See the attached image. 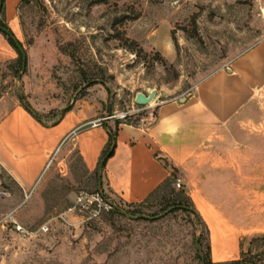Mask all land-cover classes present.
Wrapping results in <instances>:
<instances>
[{
	"label": "rangeland",
	"instance_id": "1",
	"mask_svg": "<svg viewBox=\"0 0 264 264\" xmlns=\"http://www.w3.org/2000/svg\"><path fill=\"white\" fill-rule=\"evenodd\" d=\"M15 16L26 68L18 80V54L0 41V98L43 123L90 94L106 100L107 118L128 113L138 93L154 92L155 104L187 96L264 41V0H20ZM146 112L136 105L120 121ZM218 143L219 208L239 233L230 260L214 261L206 225L159 196L129 208L99 189L73 151L25 196L0 170V264H198L201 235L213 264H264V72Z\"/></svg>",
	"mask_w": 264,
	"mask_h": 264
},
{
	"label": "crops",
	"instance_id": "2",
	"mask_svg": "<svg viewBox=\"0 0 264 264\" xmlns=\"http://www.w3.org/2000/svg\"><path fill=\"white\" fill-rule=\"evenodd\" d=\"M19 3L4 0V20L14 37ZM0 34V41L9 45ZM263 72L264 41L202 81L192 94L155 104V121L150 125L116 124V119L105 116L106 100L101 97L97 102L91 94L53 123H43L27 105L4 96L0 98V170L24 196L39 188L51 164L63 170L65 157L73 151L85 170L95 173L114 131V149L101 170L102 186L123 204H140L175 173L209 231L213 260L226 262L235 255L239 233L219 208L218 199L227 191L210 166L226 122L238 113ZM135 106L131 104L128 114L135 112ZM110 111L108 106L107 114Z\"/></svg>",
	"mask_w": 264,
	"mask_h": 264
},
{
	"label": "trees",
	"instance_id": "3",
	"mask_svg": "<svg viewBox=\"0 0 264 264\" xmlns=\"http://www.w3.org/2000/svg\"><path fill=\"white\" fill-rule=\"evenodd\" d=\"M0 16H1L0 26L3 27L4 29L8 30L9 33L12 34L10 32L9 28L7 27L5 21H4V0H0ZM2 35L7 38V41L9 43V45L18 54L17 64H18V66H20L21 65V56H20L19 51L15 47L14 43L5 34L2 33ZM139 107H142V106H139ZM119 123L133 124V123H130V122H127V121L117 120L116 124H119ZM115 135H116V132L110 131V136H109V139H108V143H107V145H106V147H105L104 151L102 152V155H101V157L99 159V166L98 167H100V181H101V170L103 169L106 160L112 155V152H113V149H114ZM95 175H96L97 180H99L98 172H95ZM175 176H176V174L172 172L170 177L167 178L164 181V183H162V185L160 187H158V189H156V191H154V193H152L143 203H140V204H125V205H127V207H129V208H132V207H134V208L138 207L139 208L142 204L146 203L147 201L151 200L154 197L159 196L163 201H167L169 203L167 208H171L172 213L177 212V211H181L183 213L188 214L189 216H192L194 218V220L196 221L197 225L202 227V228H204L205 231H207L204 223L201 221L198 213L196 212V210H195L190 198L185 194V192L183 190L175 192V190L172 188ZM104 199H106V198L104 197ZM112 207L113 208L111 209V212L114 213V214H119V211L115 208V205H113V203H112ZM122 211L125 214L133 215L127 209L126 210L122 209ZM252 241H254V240H251V242ZM198 247L202 251V255L201 256L200 255L196 256L198 264H213V263H211L209 255H208L209 247H207L205 253L203 251V238H202V235L200 236V238H198ZM229 264H255V263L247 262V261H244L243 263H240L238 261H232Z\"/></svg>",
	"mask_w": 264,
	"mask_h": 264
},
{
	"label": "water",
	"instance_id": "4",
	"mask_svg": "<svg viewBox=\"0 0 264 264\" xmlns=\"http://www.w3.org/2000/svg\"><path fill=\"white\" fill-rule=\"evenodd\" d=\"M0 32L5 34L15 45V47L17 48V50L20 53L21 56V69H20V73L17 76V79L19 80L22 73L24 72L25 68H26V54L25 51L23 50L22 46L20 45V43L15 39V37L9 33L8 30L4 29L3 27L0 26ZM155 97V93L151 92L148 95H145L143 93H138L135 98H134V103L138 106H146L148 104H150L152 102V100ZM98 176H99V189H100V167H98ZM116 209H118L122 214H124L123 211H121L118 207L115 206ZM171 210V209H170ZM170 210H168V212H170ZM167 212V213H168ZM197 251H199V247H198V239L195 242ZM201 256V255H200Z\"/></svg>",
	"mask_w": 264,
	"mask_h": 264
},
{
	"label": "built area",
	"instance_id": "5",
	"mask_svg": "<svg viewBox=\"0 0 264 264\" xmlns=\"http://www.w3.org/2000/svg\"><path fill=\"white\" fill-rule=\"evenodd\" d=\"M145 109L147 110L146 115L140 117V120L138 121L137 124L143 123V124L150 125L155 121V109H156L155 101H152L150 104L146 105ZM127 115H131V114L122 113L120 115L110 116L108 118H114L116 120H125L128 118ZM51 162H52V158H50L47 166H49L51 164ZM173 186L178 190L182 189V182H181V179L179 177L175 176Z\"/></svg>",
	"mask_w": 264,
	"mask_h": 264
},
{
	"label": "bare ground",
	"instance_id": "6",
	"mask_svg": "<svg viewBox=\"0 0 264 264\" xmlns=\"http://www.w3.org/2000/svg\"><path fill=\"white\" fill-rule=\"evenodd\" d=\"M152 101H154V100H152Z\"/></svg>",
	"mask_w": 264,
	"mask_h": 264
}]
</instances>
